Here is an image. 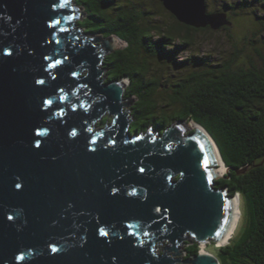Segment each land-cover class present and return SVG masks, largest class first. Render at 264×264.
Returning <instances> with one entry per match:
<instances>
[{
    "label": "water",
    "instance_id": "1",
    "mask_svg": "<svg viewBox=\"0 0 264 264\" xmlns=\"http://www.w3.org/2000/svg\"><path fill=\"white\" fill-rule=\"evenodd\" d=\"M161 4L192 29L231 26L206 0ZM83 16L71 0H0V264H220L175 259L232 224L240 195L214 187V147L230 170L216 143L193 122L131 135L125 80L102 77L114 39L81 34Z\"/></svg>",
    "mask_w": 264,
    "mask_h": 264
},
{
    "label": "trees",
    "instance_id": "2",
    "mask_svg": "<svg viewBox=\"0 0 264 264\" xmlns=\"http://www.w3.org/2000/svg\"><path fill=\"white\" fill-rule=\"evenodd\" d=\"M136 1L137 5L133 0H75L85 14L77 27L86 34L120 41V48L104 57L101 68L108 73L106 84L130 82L123 99L136 102L129 111L131 135L147 130L161 135L174 123L193 122L211 136L230 169L214 187L227 190L229 197L239 194L244 204L239 235L220 247L216 258L220 264H264V55L256 49L261 67L252 61L247 67L235 66L238 54L219 63L198 57L177 62L193 45L192 34L209 28L192 29L172 16L174 25L163 26L145 9L143 0ZM251 7L241 0H222L218 11L225 15L227 11L231 17ZM153 60L170 62L188 72L169 86L166 107L171 113L155 101L162 86L152 73ZM185 251L188 258L194 257L198 245L187 244Z\"/></svg>",
    "mask_w": 264,
    "mask_h": 264
},
{
    "label": "rangeland",
    "instance_id": "3",
    "mask_svg": "<svg viewBox=\"0 0 264 264\" xmlns=\"http://www.w3.org/2000/svg\"><path fill=\"white\" fill-rule=\"evenodd\" d=\"M143 1L146 5L144 6L145 9L149 12L151 11L156 15V19L158 20L159 24H162L163 26L167 25L169 27L174 25V22L171 19V15L164 10L160 0ZM221 1L222 0H206L207 11L209 13H222L223 11H218V9H221ZM241 1H243V3L249 4L252 7L250 9L246 8L242 11L236 12L233 16L230 15V27H224L217 31H212L209 29L205 32H198L196 34H192L193 45L187 52L181 54L177 58V62L185 61L189 57H198L199 59H209L212 63H219L220 61L230 59V57L234 54H238L236 62L234 63L235 66L247 67L248 63L252 61L256 65V67H261L262 60L257 57L256 49L260 50L264 55V0H262L261 4H256V0ZM74 2L75 0H71V5L73 7H77ZM133 2L137 5L136 0H133ZM255 7L257 8L256 11ZM82 13H84L83 10ZM84 18L85 14L83 17L79 18L76 21L75 29H77L83 35L92 36L90 34H86L84 30H80L79 27H77V23L83 21ZM113 39L115 42V49L120 48V41L116 38ZM150 64L152 68V73L155 76H158L157 78L160 79V83L162 86L157 90L159 95L155 99V101L158 103V107L160 109H165L168 113H171L172 109L166 107V104H168L169 95L171 94L169 86L172 84L173 81L180 80V78H182L188 72L178 67L177 65L171 64L170 62L166 61L153 60L150 61ZM85 76L86 74L79 76V78H83ZM102 77H105V80L108 78L107 71L103 73ZM127 81L128 80L126 79L124 82L128 86L129 83ZM135 103L136 102L134 99L132 105L127 108L129 115L130 108L135 105ZM103 121V124L110 126L111 118L108 114H106V120ZM192 127L194 128L195 126L191 125L189 131H193ZM220 168L218 167V169ZM226 174L227 171L225 170V172L220 175V178L224 177ZM238 198L240 199L241 203V218L234 235L225 245H220V243H215L213 241L198 245V250L200 253L202 250H205L208 254H211L216 257L218 249L220 247L228 245L239 235L244 224V204L242 197L238 196ZM186 247L187 244H183L181 246V252L183 253V255L175 259L183 261L184 258H187V254L184 252Z\"/></svg>",
    "mask_w": 264,
    "mask_h": 264
},
{
    "label": "bare ground",
    "instance_id": "4",
    "mask_svg": "<svg viewBox=\"0 0 264 264\" xmlns=\"http://www.w3.org/2000/svg\"><path fill=\"white\" fill-rule=\"evenodd\" d=\"M214 149H215V153H216V156L218 159L219 168L221 167L220 169H218V168L217 169L219 170V175H221L225 172L226 169L224 168V165L222 164L215 147H214ZM240 218H241V203H240V199L237 196L234 199V215H233L232 224H231L230 229H229L228 233L226 234L225 238L220 242V245L221 244L225 245L231 239V237L234 235V233L238 227ZM201 253L202 254H208L205 250H202Z\"/></svg>",
    "mask_w": 264,
    "mask_h": 264
},
{
    "label": "flooded vegetation",
    "instance_id": "5",
    "mask_svg": "<svg viewBox=\"0 0 264 264\" xmlns=\"http://www.w3.org/2000/svg\"><path fill=\"white\" fill-rule=\"evenodd\" d=\"M206 6H207V5H206ZM218 10H219V9H218ZM207 12H208V11H207ZM219 12H220V11H219ZM225 12H226L227 18H230L228 12H227V11H225ZM208 13H209V12H208ZM209 14H211V13H209ZM228 20H230V19H228ZM185 253H187V252L185 251ZM187 258H188V257H187ZM187 258H184L183 261L186 260Z\"/></svg>",
    "mask_w": 264,
    "mask_h": 264
},
{
    "label": "snow or ice",
    "instance_id": "6",
    "mask_svg": "<svg viewBox=\"0 0 264 264\" xmlns=\"http://www.w3.org/2000/svg\"><path fill=\"white\" fill-rule=\"evenodd\" d=\"M41 83H43V81H41Z\"/></svg>",
    "mask_w": 264,
    "mask_h": 264
}]
</instances>
